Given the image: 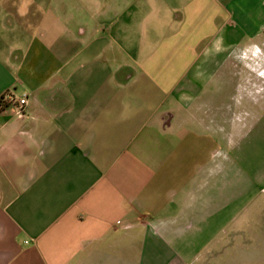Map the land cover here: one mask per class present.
<instances>
[{
	"label": "crops",
	"instance_id": "crops-1",
	"mask_svg": "<svg viewBox=\"0 0 264 264\" xmlns=\"http://www.w3.org/2000/svg\"><path fill=\"white\" fill-rule=\"evenodd\" d=\"M0 264H264V0H0Z\"/></svg>",
	"mask_w": 264,
	"mask_h": 264
},
{
	"label": "built area",
	"instance_id": "built-area-1",
	"mask_svg": "<svg viewBox=\"0 0 264 264\" xmlns=\"http://www.w3.org/2000/svg\"><path fill=\"white\" fill-rule=\"evenodd\" d=\"M27 104V97L23 98L21 101H20V105L23 106V105H26Z\"/></svg>",
	"mask_w": 264,
	"mask_h": 264
}]
</instances>
